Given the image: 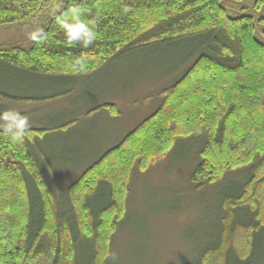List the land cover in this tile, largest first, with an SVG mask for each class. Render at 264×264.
<instances>
[{
	"label": "trees",
	"instance_id": "obj_1",
	"mask_svg": "<svg viewBox=\"0 0 264 264\" xmlns=\"http://www.w3.org/2000/svg\"><path fill=\"white\" fill-rule=\"evenodd\" d=\"M245 1L59 0V9L35 27L45 30L42 43L0 46V111L53 100L37 94L43 85L72 95L76 80L137 51L184 47L188 53L152 90L162 97L157 109L92 161H82L89 151L79 162L51 151L58 134L69 140L72 120L28 130L22 144L0 136V264H111L133 171L147 173L186 140L197 147L194 190L225 188L216 240L195 264L254 261L264 236V18L256 24L251 16L231 17L225 6ZM51 2L0 0V27ZM73 5L94 21L96 40L87 49L69 45L57 23ZM253 9L261 13L264 0H254ZM81 54L88 59L74 69ZM101 110L120 116L115 104L89 113ZM80 167L73 182L61 177ZM233 174L238 180L228 179Z\"/></svg>",
	"mask_w": 264,
	"mask_h": 264
},
{
	"label": "rangeland",
	"instance_id": "obj_2",
	"mask_svg": "<svg viewBox=\"0 0 264 264\" xmlns=\"http://www.w3.org/2000/svg\"><path fill=\"white\" fill-rule=\"evenodd\" d=\"M253 5L254 0L225 3L231 17L251 16L257 24L264 18V9L256 16ZM58 9L59 0H52L35 16L19 24L0 27V46L26 43L29 32L35 29L39 20ZM187 54L184 47L174 51H137L108 64L91 78L76 80L77 88L72 95L67 89L54 92L55 88L43 85L37 94L56 96L53 100L8 108H15L22 114L28 112L30 131L73 120L69 140L65 138V132L58 134L50 142L51 151L68 156L74 162H79L78 159L89 151L82 161H92L104 150L114 148L157 109L162 97L155 93L152 96V90L160 89L158 85L161 84L156 83L178 68ZM148 85L156 86L150 88ZM33 87L37 88L36 85ZM136 95H140L139 99ZM101 104H115L120 116L102 110L89 113ZM185 142L187 140L180 142L164 161L150 167L147 173L133 171L128 216L113 238L111 264H195L204 248L214 244L218 234L216 209L225 188L217 192L215 185L200 192L194 190L190 177L196 164L197 147ZM93 146L94 151H91ZM83 167L74 172L68 169L71 177L65 176L64 172L61 177L73 182ZM237 177L233 174L228 179L238 180ZM250 264H264V236Z\"/></svg>",
	"mask_w": 264,
	"mask_h": 264
},
{
	"label": "clouds",
	"instance_id": "obj_3",
	"mask_svg": "<svg viewBox=\"0 0 264 264\" xmlns=\"http://www.w3.org/2000/svg\"><path fill=\"white\" fill-rule=\"evenodd\" d=\"M57 23L69 45L79 44L82 48H89L96 40L94 21L84 17V10L79 5L68 8L58 18ZM32 42L42 43L46 39L43 28H35L28 34ZM88 57L85 54L78 56L73 64L74 69H83ZM30 128L27 115L15 108L0 111V136L7 137L12 143L22 144Z\"/></svg>",
	"mask_w": 264,
	"mask_h": 264
},
{
	"label": "crops",
	"instance_id": "obj_4",
	"mask_svg": "<svg viewBox=\"0 0 264 264\" xmlns=\"http://www.w3.org/2000/svg\"><path fill=\"white\" fill-rule=\"evenodd\" d=\"M14 106H15V105H14ZM17 106H24V105H17ZM27 113H28V112H27ZM27 113H24V112H23L24 115H26ZM79 117H82V115H80ZM72 121H73V120H72ZM119 141H120V140H119Z\"/></svg>",
	"mask_w": 264,
	"mask_h": 264
}]
</instances>
